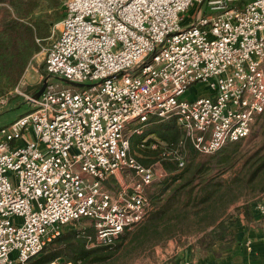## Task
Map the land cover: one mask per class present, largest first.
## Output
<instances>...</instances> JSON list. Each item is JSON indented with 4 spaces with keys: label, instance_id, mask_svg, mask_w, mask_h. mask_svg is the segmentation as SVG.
Listing matches in <instances>:
<instances>
[{
    "label": "built area",
    "instance_id": "1",
    "mask_svg": "<svg viewBox=\"0 0 264 264\" xmlns=\"http://www.w3.org/2000/svg\"><path fill=\"white\" fill-rule=\"evenodd\" d=\"M63 6L40 51L43 93L27 97L29 113L0 127V264H30L62 227L82 220L93 229L85 237L92 247L140 224L148 189L169 175L160 158L143 165L131 153L130 138L149 120H173L182 131L160 155L182 168L186 145L212 155L249 136L264 112V0ZM197 84L205 95L185 99ZM19 85L10 93L21 94Z\"/></svg>",
    "mask_w": 264,
    "mask_h": 264
},
{
    "label": "trees",
    "instance_id": "2",
    "mask_svg": "<svg viewBox=\"0 0 264 264\" xmlns=\"http://www.w3.org/2000/svg\"><path fill=\"white\" fill-rule=\"evenodd\" d=\"M63 2L64 0H0V98L17 86L28 65L40 53L41 47L49 44L54 27L65 17ZM242 5V2L236 4L240 8ZM255 125L263 132L260 153H256L251 158L252 162L244 166L242 174L240 172L231 174V178L227 180H222L220 177L231 172L228 150L236 147L249 136L227 144L212 154L220 158L218 163L221 166L219 172L213 174L210 167L194 162L196 152L189 145H186L185 153H188L190 161H186L185 155L182 168H178L175 162L160 156L164 152V145L175 144L182 137V131L173 120L159 123L152 128L151 134L156 135L157 142L161 145L155 151L145 149L143 153L150 154L152 160L160 158L168 171L169 176L162 183L163 193L170 191L171 199L183 198L184 214H177V216L191 214L193 210L200 207L204 211V214L196 220V223L202 221L200 230L202 236L197 239L198 248L195 249L202 254L213 253L215 246L219 247V251H224L231 245L233 240L228 238V208L245 195V192L241 190L242 187L254 190L261 185L255 184V181L264 177V112L257 116ZM139 161L143 165L149 164V161ZM237 186L241 188L235 194ZM196 189L197 192H195ZM259 190L264 191V188ZM166 210L167 208L153 212L150 205L148 216L150 219L159 215L161 217V213L164 215ZM256 212V207L254 208L251 204L237 208V215H243L247 221H250ZM194 214L199 215L196 212ZM84 235L78 230L60 235L53 241V245H57V248L53 249L52 254L45 253L32 260L30 264H51L60 258L70 264L100 263L104 260L101 252L111 249L117 242L116 240L107 247L87 249Z\"/></svg>",
    "mask_w": 264,
    "mask_h": 264
},
{
    "label": "rangeland",
    "instance_id": "3",
    "mask_svg": "<svg viewBox=\"0 0 264 264\" xmlns=\"http://www.w3.org/2000/svg\"><path fill=\"white\" fill-rule=\"evenodd\" d=\"M191 14L192 11L187 13V15ZM56 34L57 29H55V35ZM43 58V53L40 52L33 58L32 63L29 64L24 71L21 79L19 80L20 85L18 90L21 94L12 92L0 98V127L8 125L18 117L25 115L32 110V105L28 102L27 97H33V95L41 88L42 83L46 78ZM56 84L60 87L65 86L59 82H56ZM74 88L77 89V87ZM191 90L192 92L188 91V93L185 95V99H196L205 95L206 92L205 87L198 84L195 85ZM151 120V122L143 125V127L139 123L134 124L138 127H142V134L133 135L130 138L131 153L136 155L138 161H149V164L152 162L151 156L150 154L143 153L145 149L143 150L140 147V143L144 139L148 140V142L149 140H158L156 135L151 134L153 130L152 128L158 126L159 123L163 124L168 122L159 121L156 119ZM156 121L157 123H154ZM262 133L263 132L255 125L249 137L241 141V143L236 147L229 148L228 151L230 155L228 158L230 160L228 162L231 164V172L221 175L220 178L222 180L231 178L230 175L237 172L242 174L244 166L248 164V162H252L251 158L256 153H260L259 151L261 149L263 138ZM127 134H130V131H128ZM185 155L187 156L186 161H190L188 153H185ZM219 161L220 158L216 157V154L200 155L195 153L194 162L196 164H203L207 167H210L213 174H217L221 168L218 163ZM164 179L155 181L150 186L147 193L149 198V206L151 205L153 212L167 208L166 213L164 215L161 213V217H159V215L154 219H150V216L147 215L148 217H146L140 224L126 230L111 249L101 252V257H104V260L95 264H173L178 255L176 252L188 251L187 253L192 258L193 255L197 257H202L204 255L195 249L198 248L197 239L202 236L200 231L202 221L196 223V220L204 214V211L201 210L200 207L193 210L191 214L178 217L177 214H184L185 208L183 207V198L178 199L175 197L171 199L169 197L170 191L163 193L162 183L164 182ZM259 183L261 184L260 187H256L254 190H247L242 187L241 190L245 192V195H243L241 200L228 208V226L231 220L239 216L237 215V208L249 204H251L254 208L257 206L264 207V191L259 190V188H264L263 176L255 181V184ZM240 188L241 186H237L235 194L239 192ZM197 191L198 190L196 189L195 192ZM195 212L199 215L196 216L194 214ZM76 230L85 234L84 237L87 235H93V229L87 220H82L78 223L62 227V232L60 235L75 232ZM53 241L47 245L41 255H44L45 253H53V249L57 248V245H53ZM84 242L87 249L99 248L89 245L86 238H84ZM213 249H219V247L215 246ZM51 264L70 263H67V261H64L60 258Z\"/></svg>",
    "mask_w": 264,
    "mask_h": 264
},
{
    "label": "crops",
    "instance_id": "4",
    "mask_svg": "<svg viewBox=\"0 0 264 264\" xmlns=\"http://www.w3.org/2000/svg\"><path fill=\"white\" fill-rule=\"evenodd\" d=\"M228 238L233 241L224 251L213 249V253L193 258L188 251L176 252L173 264H264V215L258 210L250 221L241 214L231 220Z\"/></svg>",
    "mask_w": 264,
    "mask_h": 264
},
{
    "label": "water",
    "instance_id": "5",
    "mask_svg": "<svg viewBox=\"0 0 264 264\" xmlns=\"http://www.w3.org/2000/svg\"><path fill=\"white\" fill-rule=\"evenodd\" d=\"M60 82L65 86H69V87H81V85L69 82L67 80H60ZM45 86H46V79L43 81L41 88L33 95L32 98L34 101H37L40 98L41 94L45 89Z\"/></svg>",
    "mask_w": 264,
    "mask_h": 264
}]
</instances>
